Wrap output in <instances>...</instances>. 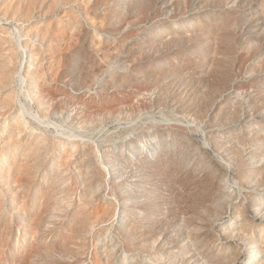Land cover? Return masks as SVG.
I'll use <instances>...</instances> for the list:
<instances>
[{"label": "rangeland", "instance_id": "rangeland-1", "mask_svg": "<svg viewBox=\"0 0 264 264\" xmlns=\"http://www.w3.org/2000/svg\"><path fill=\"white\" fill-rule=\"evenodd\" d=\"M0 264H264V0H0Z\"/></svg>", "mask_w": 264, "mask_h": 264}, {"label": "bare ground", "instance_id": "bare-ground-1", "mask_svg": "<svg viewBox=\"0 0 264 264\" xmlns=\"http://www.w3.org/2000/svg\"><path fill=\"white\" fill-rule=\"evenodd\" d=\"M24 67H25V65H24V64H22V65H21V67H20V68H21V70H22V69H24ZM21 70H19V71H21ZM19 73H20V72H19ZM19 75H21V74H19ZM19 77H21V76H19ZM23 86H24V85H23ZM24 91H25V90H24ZM59 135H60V134H59Z\"/></svg>", "mask_w": 264, "mask_h": 264}]
</instances>
